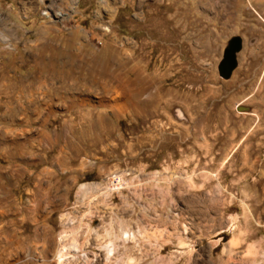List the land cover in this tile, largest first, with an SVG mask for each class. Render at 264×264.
<instances>
[{"label": "rangeland", "instance_id": "374dc122", "mask_svg": "<svg viewBox=\"0 0 264 264\" xmlns=\"http://www.w3.org/2000/svg\"><path fill=\"white\" fill-rule=\"evenodd\" d=\"M74 70L87 102L42 103L39 144L7 143L24 123L0 116V264H185L188 237L211 243L235 208L201 184L264 183V0H0V113L15 72ZM261 199L248 228L264 235Z\"/></svg>", "mask_w": 264, "mask_h": 264}, {"label": "crops", "instance_id": "0c3cea01", "mask_svg": "<svg viewBox=\"0 0 264 264\" xmlns=\"http://www.w3.org/2000/svg\"><path fill=\"white\" fill-rule=\"evenodd\" d=\"M10 77V80L13 79L12 74H10ZM88 78L90 80V76ZM14 80L15 82H11L15 87L12 90L14 95L12 98L10 96L6 97L8 98L6 111L0 113L1 117L4 116L9 120H13L12 117H17V119H22L20 121L24 123L23 126L16 127L12 125L6 128V142L13 146L19 141L25 144L35 143L36 145L42 142L43 123L38 117L40 113H44V111L39 112L43 107L42 103L57 102L60 106L71 109L85 105L87 102L86 75L80 71H71L68 80L56 79L52 75H41L37 71L15 72ZM54 93L58 95H54ZM25 105L30 106L34 115L39 112L37 117L33 115V119L28 118ZM33 120H38V122H35L34 127H28L27 124ZM19 136H23L22 139L24 140H19ZM47 169V166L40 165L37 169L27 171V173L34 174V186H41L39 183H42L45 179L44 174L49 172ZM0 178L6 179L4 176H0ZM205 184L203 182L202 187L213 190L214 197L211 201L213 205L227 203L228 197H223V190H234L230 197V203L235 205V208L228 215L230 217L229 227L224 225L218 232H215V239L211 243L199 245L200 237L197 235V244L192 245L188 237L186 248L181 251L183 262L185 264H262L264 262V235L261 233V229L248 228V204H260L262 202L264 183L259 181H232L212 186H205ZM26 201L32 204L54 203L53 200L45 201L44 197L26 198ZM46 220L43 213L37 215L24 214L21 218V227L24 228L23 223L26 221L34 227L35 222H41L34 230L37 228L43 230L44 221ZM38 240L40 238L36 232L32 242ZM11 245L12 243L7 244L8 247ZM202 249H206L205 252H202Z\"/></svg>", "mask_w": 264, "mask_h": 264}, {"label": "flooded vegetation", "instance_id": "af4514ba", "mask_svg": "<svg viewBox=\"0 0 264 264\" xmlns=\"http://www.w3.org/2000/svg\"><path fill=\"white\" fill-rule=\"evenodd\" d=\"M236 45L240 46L238 50H235ZM240 49H241V45H240L239 39L232 40L225 47L222 58L218 65V71L220 72L221 75L228 77L229 74L235 70L236 68V57L235 56L240 51Z\"/></svg>", "mask_w": 264, "mask_h": 264}, {"label": "bare ground", "instance_id": "6f19581e", "mask_svg": "<svg viewBox=\"0 0 264 264\" xmlns=\"http://www.w3.org/2000/svg\"><path fill=\"white\" fill-rule=\"evenodd\" d=\"M106 249H107V254L109 255L111 252H112V248H111V246L108 244V245H106ZM60 257L62 258L63 257V255L62 254H60ZM61 260V259H60Z\"/></svg>", "mask_w": 264, "mask_h": 264}, {"label": "water", "instance_id": "95a60500", "mask_svg": "<svg viewBox=\"0 0 264 264\" xmlns=\"http://www.w3.org/2000/svg\"><path fill=\"white\" fill-rule=\"evenodd\" d=\"M235 39H238V38H237V37H233V38L231 39V41H232V40H235ZM231 41H230V42H231ZM230 42H229V43H230ZM239 47H240L239 45H236V48H235V50H238V49H239Z\"/></svg>", "mask_w": 264, "mask_h": 264}]
</instances>
